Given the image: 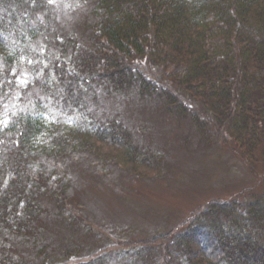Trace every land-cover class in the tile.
<instances>
[{"label":"trees","instance_id":"16d2710c","mask_svg":"<svg viewBox=\"0 0 264 264\" xmlns=\"http://www.w3.org/2000/svg\"><path fill=\"white\" fill-rule=\"evenodd\" d=\"M83 1L81 36L57 22V0H0V264H71L72 243L52 254L36 236L49 209L67 229L74 221L66 214L69 179L51 161L92 148L93 137L130 151L119 122L74 118L94 82L108 95L132 89L180 113L187 97L246 158L264 146V0ZM147 64L160 68L164 83L147 76ZM22 72L31 79L12 104ZM192 122L205 132V122ZM162 243V264H264V199L210 202Z\"/></svg>","mask_w":264,"mask_h":264},{"label":"rangeland","instance_id":"374dc122","mask_svg":"<svg viewBox=\"0 0 264 264\" xmlns=\"http://www.w3.org/2000/svg\"><path fill=\"white\" fill-rule=\"evenodd\" d=\"M54 10L65 31L82 36L87 18L83 0H57ZM144 70L150 79L164 83L160 68L147 64ZM30 79L27 72L17 76L18 92L13 93L12 104L18 89ZM164 85L172 87L171 83ZM101 88L97 82L91 84L86 105L74 118L84 116L101 124L119 122L131 137V148L126 152L93 137L88 142L92 148L82 147L71 156L51 161L52 168L61 169L69 179L66 214L74 220L65 228L52 208L36 223L39 244L49 245L52 254L72 243L78 251L71 264L97 256L101 261L96 264H162L166 259L162 241L208 203L244 204L251 197L264 199V146L252 159L246 158L212 117L187 97L180 99L186 108L180 113L161 99L141 96L132 89L108 95ZM35 95L47 111H54L53 100L45 101L36 89ZM26 103L27 99L13 109H22ZM193 116L205 122L204 133L193 124ZM153 240L154 246L145 245L148 253L137 256L136 250ZM18 246L17 251L27 256V248Z\"/></svg>","mask_w":264,"mask_h":264}]
</instances>
